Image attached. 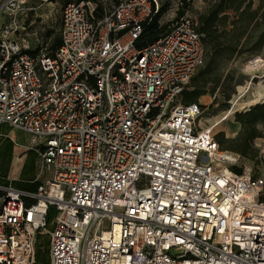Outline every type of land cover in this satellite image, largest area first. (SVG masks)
I'll list each match as a JSON object with an SVG mask.
<instances>
[{
  "label": "built area",
  "instance_id": "obj_1",
  "mask_svg": "<svg viewBox=\"0 0 264 264\" xmlns=\"http://www.w3.org/2000/svg\"><path fill=\"white\" fill-rule=\"evenodd\" d=\"M24 4L0 7V127L47 176L35 192L0 176V264H38L45 234L50 264H264V175L233 172L183 102L205 59L193 20L139 49L158 0L71 2L61 46L32 56L13 37Z\"/></svg>",
  "mask_w": 264,
  "mask_h": 264
},
{
  "label": "rangeland",
  "instance_id": "obj_2",
  "mask_svg": "<svg viewBox=\"0 0 264 264\" xmlns=\"http://www.w3.org/2000/svg\"><path fill=\"white\" fill-rule=\"evenodd\" d=\"M5 0H0V7ZM118 0H113L117 2ZM168 3L167 12L160 20L161 25L174 24L186 17L197 20L214 0H186L188 6L184 8L183 0H158ZM258 0H254V8ZM64 4L60 0H25V4L18 13L19 31L13 35L26 50H36L49 53L51 40L46 39L48 32L54 36L61 35V18ZM184 8V15L177 18L178 10ZM8 19L0 16V27ZM207 60L198 69L188 83L191 90L196 84L201 85L207 79L206 94L199 97L202 105V116L198 126L211 129L216 141L224 133L228 139L223 150L229 151L237 157L234 167L244 170L251 169L255 176L264 175V126L259 125L261 138L255 139L248 148L247 155L241 154L244 138L238 137L240 125L235 122L237 113H245L250 108L262 103L264 99V47L259 52L246 53L226 60L225 56L216 59L211 68H207ZM257 61L255 66L252 62ZM249 64V65H248ZM220 77L217 86L215 77ZM240 81V84H238ZM234 91V93H232ZM231 99L227 104V96ZM264 101V100H263ZM234 139V140H230ZM33 139L22 131L0 127V174L13 182L15 186L29 188L40 183L47 175L42 171L39 154L33 149ZM51 225L48 227V230ZM49 240L48 235H42ZM50 242V240H49Z\"/></svg>",
  "mask_w": 264,
  "mask_h": 264
},
{
  "label": "trees",
  "instance_id": "obj_3",
  "mask_svg": "<svg viewBox=\"0 0 264 264\" xmlns=\"http://www.w3.org/2000/svg\"><path fill=\"white\" fill-rule=\"evenodd\" d=\"M60 1L65 6L71 2L79 3L86 0ZM183 6L184 8L188 6L186 0H183ZM168 7L169 4L162 1L159 11L153 17L152 21L144 24L142 34L135 42L137 48L142 49L153 44L167 32L171 25H173L172 23L165 25L160 24V20L167 12ZM184 8L178 10L177 18L184 15ZM102 15V7L99 6L95 16L101 18ZM193 22L195 30L203 36L207 68H211L219 57L225 56L226 60H230L233 57L241 56L246 53L259 52L264 47V0H258V5L255 8L254 0H214L204 12L198 15L197 20ZM46 39L51 40L48 48L49 54H54L61 46V35L54 36V32L50 31L47 33ZM40 50L41 48H37L34 51L27 50L25 52L34 56L37 55ZM195 77L196 76L192 78L193 81ZM215 78L213 82L215 86H217L220 82V77L218 76ZM208 82L207 79H203L201 85L196 84L191 90L187 86L183 92V102L186 104L199 103V97L206 94ZM238 84H240V81H238ZM232 93H234V91ZM230 99L231 93L227 96V104ZM235 122L240 125L238 137L244 138V147L241 148L240 152L246 156L250 143L262 137L258 126H264V103L250 108V110L245 113H237ZM217 140L222 150L225 148V143L229 141L224 138V133H221V137ZM230 140L232 141L234 139ZM231 170L237 174L242 173V170L237 167H232ZM0 176L4 177L2 174H0ZM39 185L40 183H36L29 188L14 186L21 190L35 192ZM55 215V209L53 207L50 208L47 218L48 226H50ZM49 247V240L46 241L44 237L39 236L36 255L38 264H50Z\"/></svg>",
  "mask_w": 264,
  "mask_h": 264
},
{
  "label": "bare ground",
  "instance_id": "obj_4",
  "mask_svg": "<svg viewBox=\"0 0 264 264\" xmlns=\"http://www.w3.org/2000/svg\"><path fill=\"white\" fill-rule=\"evenodd\" d=\"M255 66H257L258 65V62L257 61H253L252 62ZM249 65V64H248ZM264 100V99H263ZM262 100V103H264V101Z\"/></svg>",
  "mask_w": 264,
  "mask_h": 264
},
{
  "label": "crops",
  "instance_id": "obj_5",
  "mask_svg": "<svg viewBox=\"0 0 264 264\" xmlns=\"http://www.w3.org/2000/svg\"><path fill=\"white\" fill-rule=\"evenodd\" d=\"M261 104V103H260ZM238 130H240V129H238Z\"/></svg>",
  "mask_w": 264,
  "mask_h": 264
}]
</instances>
